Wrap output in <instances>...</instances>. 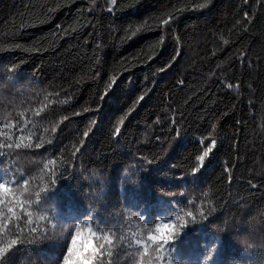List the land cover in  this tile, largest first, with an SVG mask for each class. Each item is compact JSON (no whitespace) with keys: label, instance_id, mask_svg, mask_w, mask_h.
<instances>
[{"label":"trees","instance_id":"obj_1","mask_svg":"<svg viewBox=\"0 0 264 264\" xmlns=\"http://www.w3.org/2000/svg\"><path fill=\"white\" fill-rule=\"evenodd\" d=\"M204 3L0 0V144H22L0 148V177L33 193L8 264H57L84 209L113 241L104 264H166L148 229L177 214L204 244L184 259L215 243L217 264H264V0Z\"/></svg>","mask_w":264,"mask_h":264},{"label":"snow or ice","instance_id":"obj_2","mask_svg":"<svg viewBox=\"0 0 264 264\" xmlns=\"http://www.w3.org/2000/svg\"><path fill=\"white\" fill-rule=\"evenodd\" d=\"M114 4L116 0H111ZM211 0H205L204 4L199 5L200 8L207 6ZM163 24H168V20L162 21ZM139 31V28L136 29ZM136 31L132 32V35H136ZM228 41H225L227 44ZM179 55V53H176ZM239 59H244V53H241ZM114 80H110L106 85V89L113 87ZM227 87L231 89L232 84H228ZM102 99L104 97H101ZM142 100L143 97H140ZM119 121L115 129L116 133H119ZM11 123L5 125V127H13ZM215 129V125L212 126ZM55 131V129H53ZM0 135L4 133L0 132ZM88 132H84L86 137ZM20 140L23 141L24 137L21 136ZM7 144H0V148H21L20 142H12L9 137ZM216 145V140L213 139L211 143L206 147L201 155L196 156L197 165L192 168L193 178L198 177L199 172L205 165V158L209 157V154L213 152V148ZM24 147H30L31 144L25 143ZM41 145L37 143L35 147L39 148ZM209 163L211 160L209 159ZM47 167V165H45ZM28 180L21 177L17 180L15 176H8L6 173L4 177H0V264H8L6 257L13 250L17 249L19 245L24 244L26 241L22 239L20 235L14 233H21L20 224L21 212H25V206L32 201L33 193L27 190ZM55 185V181H53ZM56 191L55 186L51 190H47L44 194V200L49 199L50 195ZM163 195V194H162ZM37 200L41 199L40 193H35ZM28 217L27 223H32V213L26 212ZM188 216H192L191 212L187 213ZM203 215V213H201ZM155 219V216L145 209L140 213V219L148 221L149 219ZM163 218V217H161ZM59 219V218H57ZM96 219L97 227L93 229L91 224ZM193 219H195L193 217ZM176 222H172V217L168 216L166 222L156 223L155 230L148 229L147 240L155 245V251L159 253L156 257L158 261H166V264H217L214 259L213 253H216L217 246L213 243L210 247L204 249L203 260L197 257L196 259H184L183 246L187 242L192 249L204 248V244L200 240L188 241V233L182 231L187 228V223L179 214L175 217ZM69 228V238L66 241V246L61 256L58 258L57 264H104L103 257L107 253L108 257L112 256L111 245L113 243L110 235L104 231V227L100 225L98 218L93 217L90 210L84 209L83 215H77L74 220L67 221ZM10 225L12 227H10ZM82 225L86 226L82 228ZM36 228L29 230V235L35 233ZM99 235L100 243L96 242ZM179 240V244L177 241ZM27 243H31V239H27ZM106 245L108 247H106ZM136 246L137 257H144L148 253V244L145 243L144 238H138L135 234L128 240L127 247L131 248ZM175 256V258H174ZM109 264L111 261L109 260ZM140 264H151V256H148L147 261L141 260Z\"/></svg>","mask_w":264,"mask_h":264}]
</instances>
